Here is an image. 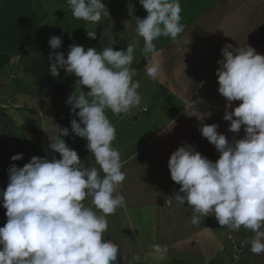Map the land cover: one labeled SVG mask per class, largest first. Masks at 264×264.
Instances as JSON below:
<instances>
[{"label":"rangeland","instance_id":"obj_1","mask_svg":"<svg viewBox=\"0 0 264 264\" xmlns=\"http://www.w3.org/2000/svg\"><path fill=\"white\" fill-rule=\"evenodd\" d=\"M159 1L153 0V3ZM182 1L188 3L191 0ZM192 2L198 5L203 0ZM122 5L125 6L126 13L120 19L119 26L122 29L119 32L114 30L115 25L111 16L121 11L124 7ZM69 10L71 11H64L58 16L57 31L60 37L46 44L39 57H33L30 61L16 59L15 61L20 63L5 67L2 71L4 75H0V146L11 151L24 170L15 180L16 189L6 220V223H9L12 218L15 220L20 212H25L21 221L13 225L14 235L26 233L33 208L41 204L39 200H36L37 197L41 198L42 202L47 200L43 204H50V190L45 182L52 172L51 163L57 167L64 164L69 158L72 159L76 148L79 151L78 176L71 191L75 197L85 191L91 192L96 184L97 194L103 185L105 200L116 197L120 203L125 202L131 212L135 201L145 205L146 201L153 197L152 206L143 208L148 212L155 210L157 215L164 214V218L159 219L161 229L169 227L172 231L175 226L180 229L185 225L181 223L182 219L197 223H206L210 220L211 226L216 229L221 228V224L230 222L234 232L245 229L238 195L235 194L237 187L235 174L237 178L238 174L245 175L244 153L248 151L241 148L239 138L232 134L227 135L226 129L219 124L214 126V116L187 122L188 127L175 125L174 128L185 132L182 135L183 138L172 140L173 144L170 142L168 154L159 144L154 143L146 154L143 153V159L137 155V150L140 151L144 145L149 144L146 141L148 142L151 136L154 137L158 133L157 130L166 129V132L171 133L170 117L177 110L175 107H168L167 104H170L172 100H165L164 89L155 85L143 67H140L141 58L149 52L145 45H152L155 40L151 30L152 23L159 19L158 17L166 16L165 20H167L169 14H166L174 11L154 9L147 0H84L82 3L80 0H75L74 8ZM196 13L197 8L193 14ZM174 22L178 24L177 21ZM180 28L181 26H178L176 30ZM243 28L244 31L249 30L247 26ZM127 35L129 39L125 40ZM63 40L66 43H63ZM254 41L256 39H252L246 48L241 46V42L234 43V51L238 50L236 55L239 56L235 57L236 67L243 58L241 57L242 49L249 47L251 50L249 57L243 60L244 68L249 65V68L253 69L250 71V78L246 80V82L249 81L247 85L251 87L250 91H247L249 99L244 98L245 104L249 100V113L255 116L247 120L248 125L255 122L257 114L262 111L264 102L263 94L257 89L259 77L257 64L262 63L264 43H254ZM197 42H200L199 39ZM42 58L64 69L67 88L75 107L91 109V114L85 121V126L83 125L84 131L79 138L76 137L74 129L64 125V120L69 115L66 101L62 107L58 105L60 101L51 95L40 78L22 70L23 66H33ZM207 61L208 64H202L204 69L206 65V67H212L213 71V61L210 58ZM222 61L221 58L219 64ZM236 67L233 73L236 78L233 106L232 111L228 112L234 113L230 116L233 125L236 124V115L243 112L239 82L241 69L239 70V66ZM133 70L137 73H133ZM198 75H201V78L204 77L200 72ZM209 81L206 80V83ZM214 86L221 90L223 85L220 81L210 83L208 85L210 91L215 88ZM144 108H148L149 111L142 112ZM129 109L136 110L134 115L139 117L137 120L133 118L134 115L131 116ZM205 120L207 125L211 124V128L204 131L206 128L202 125V128L197 129V122H205ZM248 129L250 133H254L252 127L248 126ZM198 131L203 135L201 140L197 137ZM59 134L62 137H59ZM249 138L253 139L252 135ZM215 139L226 142L228 148L225 149L230 156L229 159L227 158L228 162L218 163L207 159L210 153H219L224 148L217 149ZM161 140L160 135L155 138V142ZM153 149H156L154 150L156 153L152 154L155 162L166 160L170 163H180L182 166H192L193 156L191 155L195 152L197 163L206 161L224 165L221 188L219 186L215 188L214 180L210 177L208 182L214 185L210 188L211 192L207 193L204 179L193 177L188 178L187 181L179 179L171 182L168 189L165 188V193L161 192L160 185L154 190L152 188L154 184H150L147 178L149 171L139 164L153 167V162L146 159ZM172 152L177 154L174 157H168ZM251 159H254L253 155L250 156V161ZM108 162L110 166L117 162L121 163L117 168L112 169ZM252 167L256 168L255 165ZM252 172L253 170L249 174ZM105 177L107 181L103 182ZM194 188L203 191L204 196H194ZM217 188L220 189L216 190ZM164 197L171 200V205L165 206L164 203L156 205V202L161 203ZM98 204L99 207L95 209L93 216H97V210L100 216H104L102 197ZM28 205L32 206L29 208ZM221 218L224 223L221 222ZM224 235L225 232L221 231L218 239L222 240ZM48 240L51 242L52 237L48 236L44 230L36 245L46 244ZM234 242L238 243V241ZM207 253L210 254L208 249ZM14 254V243L9 236L4 243L2 257L9 259ZM206 255L196 254L194 258L202 261L201 259ZM171 258V253L167 255L162 251H156L148 257L153 264L162 262L182 264L178 258L170 260Z\"/></svg>","mask_w":264,"mask_h":264},{"label":"crops","instance_id":"obj_2","mask_svg":"<svg viewBox=\"0 0 264 264\" xmlns=\"http://www.w3.org/2000/svg\"><path fill=\"white\" fill-rule=\"evenodd\" d=\"M83 1L80 0V3ZM192 1L195 0L188 3L182 0H160L154 4L153 0L149 2L147 0V3L154 9L174 12L166 14H169L167 20H165L166 16L158 17L159 19L152 23L151 30H153L152 35H155V40L152 45H145L149 52L141 58L140 67H143L155 85L164 89L165 100H172L170 104H167L168 107H175L177 110L170 117L171 133L166 132V129L157 130L158 133L154 137L151 136L148 142L146 141L149 144L144 145L140 151L137 150V155L143 159V153L146 154L154 143L159 144L168 154L170 142L173 144L172 140L183 138L182 135L185 132L174 128L175 125H187L188 127L187 122L214 116V126L219 124L226 129L227 135L232 134L239 138L241 148L248 151L244 153L246 156L244 159L245 175L238 174L237 178L235 174V180L237 179L235 194L238 195L245 229L241 228L242 230L234 232L230 227V222L224 223L222 218L221 222L224 225L221 224L222 227L217 229L211 226L210 220L206 223H197L189 219L181 220V223L185 225L180 229L176 226L172 231L169 227L161 229L159 219L164 218V214L157 215L155 210L148 212L143 208L152 206L153 197L146 201L145 205L135 201L131 212L127 204L123 201L120 203L116 197L105 200L103 185L97 194L96 184L91 192L85 191L76 197L71 192L73 185L67 194L64 209L65 218L71 226L72 237L66 236L60 242L52 238L51 253L43 264H115L114 256L120 259L119 264H153L148 257L156 251H162L167 255L171 253L170 260L178 258L182 264H264V102L262 111L257 114L255 122L248 125L247 120L254 116L249 113V100L246 104L244 103V98L249 99L247 91L251 89L247 85L249 81L246 82V80H248L250 71L253 70L249 68V65L246 68L243 65L245 62L243 60L250 55L249 47L242 49V56H240L243 58L238 64L239 70L241 69L239 82L241 83L243 112L236 115L235 125L230 117L234 113H228L232 111L234 99L235 57H239L236 55L238 50L234 51V43L241 42V46L245 48L252 39H256L254 43H264V0H203L198 5ZM74 6L75 0H0V51L10 54V65L19 64L20 61H15L16 59L30 61L33 57H39L45 45L56 39L58 16L64 11H71L69 9ZM173 7H175L174 10H172ZM196 8L197 13L193 14ZM124 9L125 6L111 16L115 25L114 30L119 32L122 29L119 26L120 19L126 13ZM174 21L178 24L176 25ZM178 26H181L180 30H176ZM244 26H247L249 30L244 31ZM126 39H129L128 35ZM197 39L200 42H197ZM209 58L213 61V71L212 67L205 65L204 69L202 65L207 63ZM221 58L223 61L219 64ZM257 67V76H259L257 89L264 96V55L262 63L257 64ZM199 72L203 74V78L198 75ZM3 73L1 72L0 75H4ZM133 73L137 71L133 70ZM206 80L210 81L206 83ZM218 81L223 85L221 90L214 86L215 88L210 91L208 85ZM134 111L136 110L129 109L131 116L134 115ZM145 111L148 112L149 109L146 108ZM145 111L142 110V112ZM134 116L135 120L139 118L137 115ZM206 123V120L197 122V129L204 125L206 128L204 131H207L211 128V124ZM248 126L252 127L254 133L249 132ZM249 134L253 139L249 138ZM159 135L162 136V140L155 142V138ZM59 137L62 135L59 134ZM197 137L200 138L199 140L203 138L200 131L197 132ZM216 141L217 149L224 148L219 153H210L207 159L218 163L228 162L230 156L225 149L228 148L226 142ZM0 148L4 149L2 146ZM154 150L156 149L150 151L151 155L146 157L153 162V167L136 161L149 171L147 178L150 184H154L152 186L154 190L160 185L161 192L165 193V188L167 190L171 182L179 179L187 181L188 178L193 177L204 179L207 193L211 192L210 188L214 184L215 188L216 186L221 188L224 165L206 161L197 163L195 152L191 155L193 156L192 166H182L180 163H170L166 160L155 162L152 157V154L156 153ZM175 154L177 153L172 152L168 157H174ZM252 155L254 159L250 161ZM76 157L78 176L79 151ZM162 157L166 159L165 156ZM70 160L71 158L64 164ZM120 163L117 162L110 166L108 162V165L115 169ZM64 164L57 167L51 163L52 172L45 182L49 190L55 174ZM253 165L256 168H253ZM251 170L253 172L249 174ZM210 177L214 180V184L208 182ZM105 181H107L106 177L103 179V182ZM8 185L9 179L0 177V204ZM193 195L201 197V195L204 196V192L194 188ZM13 196L14 193L10 204ZM101 197L104 202L102 206L105 209L104 216H100L98 210L97 216H93V212L99 207ZM36 200L41 203L35 204L37 206H49L51 191L49 205L43 204L47 201L46 199L42 202V199L37 197ZM162 203L170 206L171 200L164 197L161 203L156 202V205H162ZM28 206L30 208L32 205ZM8 214L9 208L3 221V227L0 228V264H29L28 259L19 255L16 249L11 258L2 257L4 243L9 236L12 237V241L14 236H19V234L14 235L13 225L21 221L25 212H20L15 220L12 218L9 223H6ZM221 231L225 232L222 240L218 239ZM234 241L238 243L235 244ZM207 249L210 254L207 253ZM195 253L200 256L207 255L199 261L195 260Z\"/></svg>","mask_w":264,"mask_h":264},{"label":"trees","instance_id":"obj_3","mask_svg":"<svg viewBox=\"0 0 264 264\" xmlns=\"http://www.w3.org/2000/svg\"><path fill=\"white\" fill-rule=\"evenodd\" d=\"M55 36L59 38L60 33L57 31ZM62 42L66 43L64 40ZM10 63V54L0 51V73ZM22 70L30 72L40 78L46 84L51 95L57 101H60L58 105L62 107L65 103L64 101H66L69 115L64 120V125L74 129L76 137L79 138L83 132V125L91 114V109H79L74 106L71 93L67 88L64 69L42 58L33 66H23ZM77 153L78 150L76 148L72 159L64 164L55 174L50 184L51 204L49 206L34 207L29 217L26 233L24 235L14 236L13 238L16 252L21 256H25L29 264H43L51 253L52 246H50V240L46 244L39 243L36 245L42 231L45 230L47 235L57 242L62 241L66 236L72 237L71 226L65 218L64 209L67 194L77 177ZM22 173L23 167L13 156L12 152L0 148V177L9 179L8 188L0 204V228L3 227V221L15 191V180ZM114 257L116 258L115 264H119L120 259L116 256Z\"/></svg>","mask_w":264,"mask_h":264},{"label":"built area","instance_id":"obj_4","mask_svg":"<svg viewBox=\"0 0 264 264\" xmlns=\"http://www.w3.org/2000/svg\"><path fill=\"white\" fill-rule=\"evenodd\" d=\"M143 110H146V108H144ZM240 252V251H239Z\"/></svg>","mask_w":264,"mask_h":264}]
</instances>
